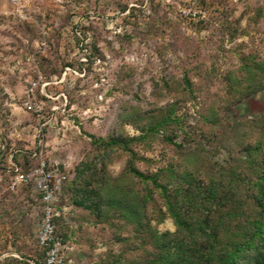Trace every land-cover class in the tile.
I'll use <instances>...</instances> for the list:
<instances>
[{
	"label": "rangeland",
	"instance_id": "374dc122",
	"mask_svg": "<svg viewBox=\"0 0 264 264\" xmlns=\"http://www.w3.org/2000/svg\"><path fill=\"white\" fill-rule=\"evenodd\" d=\"M35 152L67 176L72 264H225L250 242L243 264L264 223V0H0V264H45L42 195L11 188Z\"/></svg>",
	"mask_w": 264,
	"mask_h": 264
},
{
	"label": "built area",
	"instance_id": "2783aa9c",
	"mask_svg": "<svg viewBox=\"0 0 264 264\" xmlns=\"http://www.w3.org/2000/svg\"><path fill=\"white\" fill-rule=\"evenodd\" d=\"M14 11L21 17H26V10L30 0H9ZM29 109H33L34 103L27 102ZM38 157V165L29 172L21 171L17 163L10 164V170L15 174L11 179V188L19 189L22 185L34 183L42 195L41 225L38 232V243L45 250L47 264H72L67 260V253L71 249L57 231L56 217L61 215L58 208V195L63 188L66 175L61 166L53 164L41 152H35Z\"/></svg>",
	"mask_w": 264,
	"mask_h": 264
},
{
	"label": "trees",
	"instance_id": "16d2710c",
	"mask_svg": "<svg viewBox=\"0 0 264 264\" xmlns=\"http://www.w3.org/2000/svg\"><path fill=\"white\" fill-rule=\"evenodd\" d=\"M169 140H170V137H168ZM95 142H100L101 144L103 145H107V146H113L114 144L118 143L119 140H115V139H112V140H108L106 141L104 138L102 137H99V138H95ZM93 167L90 166V165H86L85 166V169H80L74 176V181L73 182H76L78 183L79 180L78 179H81V178H84V176L86 175L85 172L88 170H91ZM21 171H23L21 169ZM127 171L134 175L135 177H138L140 179H150L151 182L155 185V186H160L162 187L161 184H159V182L157 181V179L155 177H151V176H147L145 175L141 170H139L137 167H135L133 165L132 162H130L127 166ZM24 172V171H23ZM66 179H67V176H66ZM83 183L85 182V186H89L92 181H91V178L90 179H87V176L86 178H84V181H82ZM257 184L259 185L260 187V192L262 193V195L264 196V162H263V173L259 179V181H257ZM163 188V187H162ZM81 191V190H80ZM82 191H84L82 189ZM91 194V192H85V196H89ZM89 198V197H88ZM78 204L79 205H82V206H87L89 205V201L88 200H81V201H78ZM59 207V206H58ZM62 216V213L60 216L56 217L55 219V222L57 224V231L59 233V230H58V221L59 219L61 218ZM205 232V231H204ZM206 233V232H205ZM60 235V234H59ZM254 236L256 238V246H254V252H253V255H251L250 257H247L249 259H247V261H245L243 264H264V223L260 224L258 229H256L255 233H254ZM61 237V235H60ZM62 238V237H61ZM63 240V238H62ZM64 241V240H63ZM250 244L249 243H246L245 245H242L240 247H237V249L235 251H233L232 253H229L224 261L225 264H238L239 263V252L242 250V249H246L248 248L247 246ZM43 255H44V263L47 264V261H46V255H45V250H43Z\"/></svg>",
	"mask_w": 264,
	"mask_h": 264
},
{
	"label": "water",
	"instance_id": "95a60500",
	"mask_svg": "<svg viewBox=\"0 0 264 264\" xmlns=\"http://www.w3.org/2000/svg\"><path fill=\"white\" fill-rule=\"evenodd\" d=\"M61 169H62V167H61Z\"/></svg>",
	"mask_w": 264,
	"mask_h": 264
}]
</instances>
